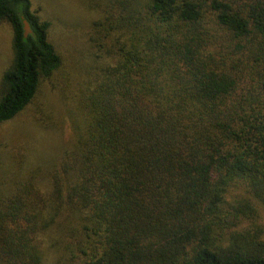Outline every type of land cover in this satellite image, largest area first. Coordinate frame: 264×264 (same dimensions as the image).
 I'll use <instances>...</instances> for the list:
<instances>
[{"label": "trees", "instance_id": "16d2710c", "mask_svg": "<svg viewBox=\"0 0 264 264\" xmlns=\"http://www.w3.org/2000/svg\"><path fill=\"white\" fill-rule=\"evenodd\" d=\"M94 6L83 124L47 180L0 186V264H264V0ZM1 21L0 127L62 62L31 0Z\"/></svg>", "mask_w": 264, "mask_h": 264}, {"label": "rangeland", "instance_id": "374dc122", "mask_svg": "<svg viewBox=\"0 0 264 264\" xmlns=\"http://www.w3.org/2000/svg\"><path fill=\"white\" fill-rule=\"evenodd\" d=\"M95 0H31L32 8L50 21L49 38L62 62L42 81L33 101L0 127V186L19 185L33 172L47 180L58 156L79 133L83 114L78 107L90 69L88 31L98 18ZM12 29L0 22V88L12 61ZM258 222L264 226V209Z\"/></svg>", "mask_w": 264, "mask_h": 264}, {"label": "water", "instance_id": "95a60500", "mask_svg": "<svg viewBox=\"0 0 264 264\" xmlns=\"http://www.w3.org/2000/svg\"><path fill=\"white\" fill-rule=\"evenodd\" d=\"M30 32H31V30L28 26V23L26 21H24V35L27 36V34Z\"/></svg>", "mask_w": 264, "mask_h": 264}]
</instances>
